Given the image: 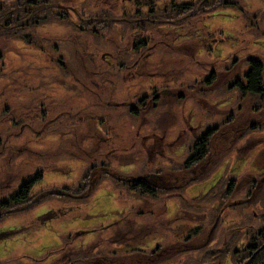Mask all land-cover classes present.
Masks as SVG:
<instances>
[{
  "label": "trees",
  "instance_id": "1",
  "mask_svg": "<svg viewBox=\"0 0 264 264\" xmlns=\"http://www.w3.org/2000/svg\"><path fill=\"white\" fill-rule=\"evenodd\" d=\"M249 1L252 0H72L70 2L20 0L19 3L17 0L10 6L7 0H3L0 2V44L6 40L2 45V48H6L5 42L24 41V47L36 50L40 56L43 53L47 55L41 56L42 59L38 57L39 61L34 60L35 66L51 71L48 75L57 77V80L65 78L68 74L66 67L68 59L64 58L61 46L52 37H44L41 34L42 29L57 26L59 29L66 30L65 32L78 44L81 41L90 47L91 40L93 47L99 43L97 49L109 51L106 59L103 60L100 56L99 60L104 64L103 67L105 66L102 72L105 76L110 75L107 69L114 67L113 77L110 78L114 83L117 80L125 84L155 78L181 85L177 81L184 78L185 70L191 69L192 72L198 70L202 74V71H205L202 66H207L210 71L202 81L204 88H211L218 79L216 67L213 60L200 63L197 57L202 56L204 60L210 59L221 47H227L231 49L230 55L236 54L241 57V59L234 58L230 66H235L238 62L247 65L243 75L233 80L231 85H227L231 95L235 89L241 96H251L254 101L264 106V38H262L264 37V0H255L263 4L258 9V13L249 9ZM82 3H84L83 8L76 7ZM59 5L68 9H61ZM231 8L240 13L239 21L245 24L241 31H212L208 26L210 18L216 15H227L224 11ZM119 13L121 14L116 15ZM230 18L234 20L235 16L232 15ZM245 50H249L250 53L242 57L241 54ZM95 51L98 53V50ZM172 52L177 56H173ZM1 55L2 51H0ZM156 59H159L160 63L155 61ZM169 59L177 60V63L171 65L168 62ZM185 59L186 67L183 62ZM226 59L224 62H227L229 58ZM221 62L222 58L218 56L214 63L218 66L222 64ZM8 73L13 75L16 71L9 70ZM33 75L24 73V92L32 95L24 100V106L27 105L26 112L30 115L25 116L29 117L27 120L24 117V123L33 120L32 126L24 127V135L30 134L32 129L35 130L33 128L35 124L42 128L43 133H50L52 136L59 135L60 129L64 130L70 137L77 139L75 152L82 155L87 168L78 183L72 187L64 186L59 188L60 190L50 189L34 194L33 189L43 180L46 172L59 173L63 176L71 174V171L58 165L62 159L37 163L31 168L33 170L27 174L18 189L6 199L0 200V217L3 214L11 217L15 214H23L24 211H34L40 205H46V200L55 199L62 202L58 206H48L41 214L34 215L26 226L0 228V245H4L3 251L6 254L5 260L0 261V264H113L122 256L135 258L137 255L144 256L148 264H228L229 261L232 264H264V223L257 224L258 230L248 227L245 232L244 228L234 232L235 235L230 243L224 240L211 242L199 249L176 248L175 254L166 256L164 247L169 242L179 243L178 240L186 234L189 235L185 236V241L189 242L192 235L201 232L206 223L214 224L223 208L222 200L231 198L237 193L236 178L227 180L228 185L225 187V178L229 176L227 162L222 164L221 174L217 179L223 190L218 207L213 209L217 214H211L210 218V211L209 220L205 222L207 214L205 215L204 211L207 210L203 205L212 199V190L207 189L201 196L191 197L187 194V190L193 184V179L182 186H171V188L143 180L144 175L150 177L152 174L160 177L164 173L165 170L156 171L153 168L155 164L153 161L163 160L166 151L175 146L173 142L166 147L163 142L162 144L158 142L159 150L155 146H142L143 153L144 151L146 153L143 156L145 165L152 167L140 176L122 172L120 175L122 177H116L110 169L115 168L113 162L118 156L102 152L108 149L106 152L110 153L109 147H114L115 134L110 133L109 122L103 124L101 118L91 119L88 122L84 117H77L78 114H75L76 111L73 108L65 114V118L54 115L48 108L50 100L39 89L38 82L42 80V75L38 73L36 76ZM9 78L13 82V79ZM4 82L11 85L12 82L4 80L2 83L3 92L1 93L2 90H0V95L5 97ZM166 85L168 87V84ZM163 91H161L162 94ZM141 93L134 92L128 97V101L144 103L149 96L144 95V92ZM170 94L173 93L170 92ZM153 99H157L156 92L152 94L151 100ZM30 101L31 106L28 104ZM127 106L132 119L140 117L138 109L129 103ZM144 106L147 107V103ZM232 116L233 114L229 118ZM85 123L88 125L87 134L84 136L72 134L74 128L78 134V130ZM90 123H93L99 131L95 130ZM102 126L105 128L101 133ZM262 128H264V121L253 124L249 131L258 132ZM217 130L214 123L202 134L195 135L189 140V143L192 140L190 148L193 149V153L191 151L187 160L178 168L179 171L191 172L208 158L211 152V140L216 136ZM33 136L37 137V135ZM45 138H49V135ZM142 139L143 137H140L139 141L141 142ZM251 139L253 137L246 140L240 151L247 154L257 146H262L259 143L263 142V151L259 152V156H264V138ZM78 141L79 145H77ZM85 142H88L91 151L84 150ZM24 149L29 150L27 147ZM261 158L264 160V157ZM39 159L43 158L39 156ZM128 164L135 165L136 161L121 163L119 167ZM256 171H258L257 179L251 183V190L246 191L249 198L259 189H257V182L264 180V166L258 167ZM105 185H113L114 191H119L118 194L125 196V200L129 196L139 205L129 208L126 214L122 210L120 218L105 228L97 225L90 230L82 228L60 235L61 246L49 250L43 256L31 257L24 254L11 256L13 254L9 249H5V246L14 240L24 243L27 236L32 237L41 231H54L56 222H71L84 217L80 216L84 211L83 208L94 200L96 193L101 188L104 189ZM263 188L264 183L261 189L263 192L260 191L256 199L262 206L264 204ZM32 203L34 204L30 209ZM195 204L197 208L194 207ZM168 207L175 211L172 217L168 216ZM24 227H26L25 230ZM90 235L95 239L89 243L84 242ZM243 236L244 238L248 236L251 239L250 243L247 241L244 244ZM152 239L156 240L154 241L156 244L148 247L147 243ZM228 244L229 250L225 247ZM208 247L214 249L211 253L213 259L202 260L200 256ZM51 258L54 259L51 261Z\"/></svg>",
  "mask_w": 264,
  "mask_h": 264
},
{
  "label": "rangeland",
  "instance_id": "2",
  "mask_svg": "<svg viewBox=\"0 0 264 264\" xmlns=\"http://www.w3.org/2000/svg\"><path fill=\"white\" fill-rule=\"evenodd\" d=\"M60 1L70 2L72 0ZM16 2L17 0H7V4L10 6ZM19 2L20 0L17 3ZM57 3L59 2L57 1ZM83 5L84 3L76 7L83 8ZM262 5V3L255 0L248 3L249 9L254 13H258V9ZM224 13L227 15H216L210 18L208 26L212 31H241L245 24L243 21H239L240 13L232 8L225 10ZM232 15L235 16L234 20L230 18ZM114 20L118 21L119 19ZM65 31L57 26H48L41 30L44 37H52L61 46L64 58L68 59L66 63L67 77L58 80L57 77L48 75L51 71H46L44 68L34 65L35 61H39L38 57L47 56L44 53L40 56L36 50L24 47V41L5 42L6 48H2L3 42L6 40H3L0 44V51H2L0 56V90L3 89L1 86H3L4 80L12 82L9 77L13 79L12 85L4 82V85H6L5 97L0 95V200L6 199L17 190L24 182L27 174L33 170L31 168L36 166L37 163H48L55 159H62L58 162V165L67 171H71V174L63 176L59 173L46 172L43 180L33 189L34 194L50 189L60 190L59 188L64 186L72 187L78 183L87 168L85 159L81 154L80 156L75 152V140L77 139H73V136L70 137L64 130L60 129L58 131L59 135L54 134L52 136L50 133H43L42 128L35 124L33 127L35 130L32 129L30 134L26 133L24 135V127L32 126L33 122L32 120L24 123V117L29 115L26 112L27 105L24 106V100L32 96L24 92V73H27V75L32 73L33 76L38 73L42 75V80L38 82L39 89L50 100L48 108L51 113L65 118V114L73 108L76 111H74L75 114H78L77 117H84L88 122L91 119L100 118L103 124L109 122L110 133L115 134L114 147H109L110 153L106 152L108 149L102 152L118 156H114L116 161L113 159L115 168L110 169L114 176L122 177L120 176L122 172L128 175L140 176L152 167H146L145 165L143 156L146 153L145 151L143 153L142 146H155L159 150L157 148L159 143L162 144L163 142L166 147L167 144L173 142L175 146L166 151L163 160L153 161V163L155 162L153 168L156 171H165L160 177L150 174L152 175L151 182L171 188V186H182L193 179V184L187 190V194L191 197L201 196L207 189L212 190V199L203 205L204 209L207 210L204 211L205 215L207 214L205 222L209 220L210 211V218L211 214H217L213 209L218 207L220 196L223 193L217 179L221 174L222 164L227 162L229 176L225 178V187L228 185L227 180L236 178L237 193L231 198L222 200L221 206L223 208L214 224L206 223L201 232L192 235L189 242L185 241L187 234L178 240L179 243L169 242L164 247L166 256L175 254L176 248L199 249L211 242H223L224 240L230 243L235 235L234 232H239L242 228H244V232L247 231L248 227H252V230H258L257 224L262 225L264 223V204L262 206L256 199L262 189L264 180L257 182V189H259L250 198L246 191L251 190V183L257 179L256 174L258 171L256 169L264 166V160L261 158L264 156H259V152L263 151V142L259 143L262 146H257L247 154L242 153L240 149L246 143V140L251 137H253L251 140L264 138V128L258 132L252 133L249 131L253 124L264 121V106L262 103L254 101L251 96H241L235 89L231 95L228 89L227 85H231L230 83L233 80L241 77L247 70V65L243 62H238L235 66L229 65L234 58L241 59V57L236 54L230 55L231 49L227 47H221L210 59L204 60L202 56L197 57L200 63L213 60L218 79L211 88H204L205 85L202 82L210 71L207 66H202V69L205 70L202 71V74L198 70H195L196 72L190 71L191 69L185 70L184 78L177 81L181 85L155 78L125 84L117 80L114 83L110 80L113 77L114 67L107 69L110 75L105 76L102 73L105 66L103 67L104 64L99 60L100 56L103 60L106 59L109 51L97 49L99 43L93 47L94 44L91 40L89 41L90 47L86 46L87 43L85 42L79 41L78 44ZM95 50H98V53ZM248 52L250 53L249 50L243 51L241 56L248 55ZM172 54L177 56L173 52ZM260 55L262 56V54ZM218 56L222 58L221 63L223 65H215L214 62ZM226 58L229 59L224 62L227 60ZM155 61L160 63L159 59ZM168 62L173 65L177 63V60L169 59ZM183 62L184 67H186L187 60L185 59ZM114 66L117 67V65ZM9 70H15L16 73L11 75V73H8ZM166 84H168V87ZM163 90H168L173 95H163L161 93ZM138 91L142 92L141 94L144 92V95L149 96V98L142 104H138L136 101H128V97ZM154 92H156L157 99L151 100ZM24 97L26 98L24 99ZM132 98L135 99L136 97ZM221 101L223 102L221 103ZM127 103L139 110V118L132 119L131 114L128 112ZM145 103H147V107L144 106ZM28 104L31 106V101ZM231 113L233 116L229 118L232 115ZM27 118L29 117H25L26 120ZM53 120H55L54 117ZM214 123L218 130L216 136L211 140V152L208 158L191 172L179 171L178 168L187 160L191 151L193 153V149L190 148L192 140L190 143L189 140L193 139L192 137L195 135L202 134ZM90 124L94 127L93 123ZM104 128V126L100 127L101 133ZM94 129L98 130L97 127H94ZM87 131L88 125L85 123L78 130V134H76L75 128L72 134L84 136ZM33 135H37V137L34 138ZM42 135H49V138L41 137ZM140 137H143L141 142L139 141ZM77 145H79V141ZM25 147L29 150L24 149ZM176 147L177 149H175ZM85 149L91 151L88 142L84 143ZM39 156L43 159L40 160ZM132 160L136 161L135 165L128 164L119 167L121 163L124 164ZM194 182L200 183L195 184ZM118 193L119 191H114L113 185H105L104 189L101 188L96 193L94 200L83 208L84 211L80 216L84 217L74 218L75 221L71 222H56L54 231H41L32 237L27 236L24 245L14 240L8 243L5 249H9L10 253L13 254L11 256L24 253V255L31 257H39L45 255L51 249L59 248L62 244L60 235H64L69 231L82 228L90 230L97 225L105 228L120 218L122 210L126 214L129 208H133L138 204L133 198L128 196L125 200V196H120L121 193ZM45 202L46 205H40L34 211H24L23 214H15L11 217H6L3 214L0 217V228L26 226L34 215L41 214L48 206H58L62 203L55 199L46 200ZM33 204L30 205V209H32ZM168 205L170 206L171 203ZM194 207L197 208V204ZM168 213V216L172 217L175 211L170 210L168 207ZM25 229L26 227H24ZM94 239L95 237L90 235L84 242L89 243ZM242 240L244 244L251 241L248 236ZM154 241L156 240L152 239L148 242V247H153L156 244ZM240 245L242 246V243ZM225 247L229 250V244ZM3 248L4 245H0V261L5 260L6 257ZM213 250L209 247L206 248L200 258L206 261L212 260L211 253ZM191 252L198 253L197 251ZM53 259L51 258V261ZM114 263L148 264L142 255H137L135 258L122 256V258H117ZM228 264L232 263L229 261Z\"/></svg>",
  "mask_w": 264,
  "mask_h": 264
},
{
  "label": "water",
  "instance_id": "3",
  "mask_svg": "<svg viewBox=\"0 0 264 264\" xmlns=\"http://www.w3.org/2000/svg\"><path fill=\"white\" fill-rule=\"evenodd\" d=\"M58 7L61 8V9H66V10L68 9V7L61 6V5H59ZM169 93H170V92H169L168 90H164V91H163V94H164V95H165V94H169ZM151 177H152V175H150V177H144L143 180L148 181V182H151V179H150Z\"/></svg>",
  "mask_w": 264,
  "mask_h": 264
},
{
  "label": "crops",
  "instance_id": "4",
  "mask_svg": "<svg viewBox=\"0 0 264 264\" xmlns=\"http://www.w3.org/2000/svg\"><path fill=\"white\" fill-rule=\"evenodd\" d=\"M20 243H22V241H20ZM23 245H24V243H23ZM22 254V253H21ZM24 254V253H23Z\"/></svg>",
  "mask_w": 264,
  "mask_h": 264
},
{
  "label": "flooded vegetation",
  "instance_id": "5",
  "mask_svg": "<svg viewBox=\"0 0 264 264\" xmlns=\"http://www.w3.org/2000/svg\"><path fill=\"white\" fill-rule=\"evenodd\" d=\"M170 92V91H169ZM170 94V93H169ZM169 94H165V95H169ZM164 95V94H163ZM173 95V94H172Z\"/></svg>",
  "mask_w": 264,
  "mask_h": 264
}]
</instances>
